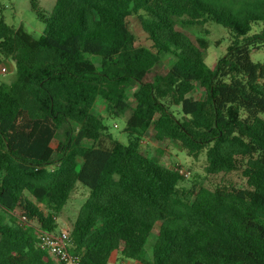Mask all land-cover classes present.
Masks as SVG:
<instances>
[{"label": "trees", "instance_id": "obj_1", "mask_svg": "<svg viewBox=\"0 0 264 264\" xmlns=\"http://www.w3.org/2000/svg\"><path fill=\"white\" fill-rule=\"evenodd\" d=\"M30 3L45 25L39 38L0 17V65L11 60L16 72L0 84V264H66L40 248V235L58 230L78 183L90 191L70 228L79 264H110L114 254L264 264V63L251 59L264 48V0H56L49 14ZM132 15L150 47L136 44ZM208 22L231 36L214 69L208 42L177 29ZM163 53L172 59L165 74L155 72ZM98 101L111 119L130 111L127 143L94 114ZM150 129L157 142L204 156L206 180L219 181L182 187L180 166L142 149Z\"/></svg>", "mask_w": 264, "mask_h": 264}, {"label": "rangeland", "instance_id": "obj_2", "mask_svg": "<svg viewBox=\"0 0 264 264\" xmlns=\"http://www.w3.org/2000/svg\"><path fill=\"white\" fill-rule=\"evenodd\" d=\"M39 7L36 8L38 12H44L49 14L56 3V0H38ZM0 17H2L8 26L16 29L22 28L27 33L31 34L34 38H39L44 33L45 25L39 19L37 12H35L31 6L30 0H0ZM129 29L133 33L136 39V44L144 47H150L151 42L148 39L147 34L143 31L140 23V19L137 15H132L128 18ZM177 29L185 33L190 39L198 45V40L203 38L208 42V49L205 50V61L212 69L215 68L217 61L220 57L224 56L227 52V48L231 43V36L227 29L214 23L208 22L205 28L197 27H183L177 26ZM259 28L255 27L253 32H256ZM208 31V34H206ZM163 63L155 69V72L165 74L167 69L172 63L171 56L168 54H161ZM251 59L254 63H264V48L260 50H253L251 52ZM92 60L98 63L97 58ZM2 67L7 68V72L1 71ZM16 77L15 65L11 60H6L0 65V84H11ZM148 79H152L149 76ZM137 89L136 87L128 90V101L133 104V93ZM189 97L193 99H204L205 95L199 91H194L189 94ZM94 114L102 118H107L105 123L109 127L110 133L123 143H127L128 135L125 132L126 118L129 116L128 111L123 117L117 119H111L107 117L105 112V106L102 101H98L93 109ZM264 119V114L261 115ZM57 145V141L53 143ZM142 149L149 155L156 157L160 163L168 168L174 166H180L181 170L190 171V176L185 178V181L181 183L182 187L189 188L193 185V182L198 184L209 185V183H216L219 178L211 177L206 180L205 166L206 159L204 156L197 160L192 159L186 155V153L174 142L164 141L157 142L154 139V131L150 129L143 137L141 142ZM228 179L237 180L236 174H232ZM90 191L87 187L78 183L76 188L71 194L70 199L66 203L63 210L57 215L58 228H71L75 219L77 218L80 207L86 201ZM158 227L154 228V231L150 235L146 245V255L151 259L152 245L156 240Z\"/></svg>", "mask_w": 264, "mask_h": 264}, {"label": "built area", "instance_id": "obj_3", "mask_svg": "<svg viewBox=\"0 0 264 264\" xmlns=\"http://www.w3.org/2000/svg\"><path fill=\"white\" fill-rule=\"evenodd\" d=\"M1 71L3 73L7 72L6 67H2ZM184 178H188L190 176V171H180ZM21 223H27L28 219L26 216H22L20 218ZM70 238V228L60 227L56 232H48L42 231L40 235V248L44 249L51 255H55L61 261L66 264H79V259L77 257L72 256L68 252ZM126 264H141L139 262L133 261Z\"/></svg>", "mask_w": 264, "mask_h": 264}, {"label": "crops", "instance_id": "obj_4", "mask_svg": "<svg viewBox=\"0 0 264 264\" xmlns=\"http://www.w3.org/2000/svg\"><path fill=\"white\" fill-rule=\"evenodd\" d=\"M152 257V256H151ZM149 259V257H147ZM133 262L131 260H121L118 254H114L110 264H126V263H130Z\"/></svg>", "mask_w": 264, "mask_h": 264}]
</instances>
